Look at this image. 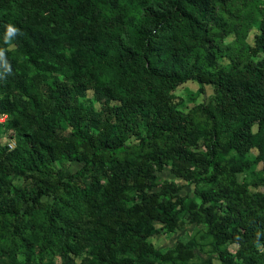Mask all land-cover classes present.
I'll return each instance as SVG.
<instances>
[{"label": "trees", "instance_id": "1", "mask_svg": "<svg viewBox=\"0 0 264 264\" xmlns=\"http://www.w3.org/2000/svg\"><path fill=\"white\" fill-rule=\"evenodd\" d=\"M231 2L0 0V133L17 138L13 150L0 144V228L27 258L37 245L72 264L76 238L89 248L83 264H213L194 260L193 242H149L155 221L174 230L185 211L207 226L221 264H264V194L237 180L247 171L258 184L253 168L264 165V28L257 59L222 64L212 35L231 31ZM8 24L19 31L6 42ZM79 57L94 59L85 73ZM191 79L215 95L183 113L172 91ZM92 86L99 113L80 99ZM167 164L200 202L174 183L151 190ZM15 175L31 184L15 188Z\"/></svg>", "mask_w": 264, "mask_h": 264}, {"label": "rangeland", "instance_id": "2", "mask_svg": "<svg viewBox=\"0 0 264 264\" xmlns=\"http://www.w3.org/2000/svg\"><path fill=\"white\" fill-rule=\"evenodd\" d=\"M140 3L141 0H132ZM151 1V0H149ZM129 3V2H128ZM231 8L233 15L231 16V31L226 35L220 31H214L213 37L216 43L220 47L219 61L222 64L231 62V55L235 54L238 58L257 59L259 54L254 51L256 46V37L261 34L264 28V5L249 4L243 5V0H232ZM76 51L74 50L73 53ZM81 72L85 73L94 64L93 58L79 57L75 59L73 63ZM60 79H65L62 75H59ZM110 73L104 72L101 74H95L93 80L98 85L104 84L109 81ZM50 80V78H48ZM71 83L74 79L68 78ZM174 102L176 107L183 113L189 112L191 109L200 107L202 105L212 104L213 97L215 95L213 88L210 85H202L198 80L191 79L186 83L179 85L172 91ZM117 95L115 99L111 101L114 105L117 103ZM81 102L87 109H90L93 113H99L101 105L96 98V87H89L84 93L81 94ZM4 116V115H3ZM7 119V115L1 120L4 122ZM84 122V121H83ZM66 131L69 133L70 129L68 124L65 123ZM142 133L145 134L143 126L140 127ZM65 131V132H66ZM17 144L16 137H10V130L2 127L0 133V144L7 145L9 150H13L9 147V143L13 140ZM139 142L137 136H132L128 144H134ZM197 151L203 149L202 142L198 141L197 145L193 147ZM256 154V151L254 152ZM70 162H68L69 164ZM67 164V163H65ZM55 169H59L62 165L60 162L54 164ZM76 165V164H74ZM256 170L259 182H255L253 175L247 171L239 172L237 174V180L246 184L253 190L264 194V165L263 160L258 161L257 165L253 168ZM158 182L156 187L151 190H160L163 185H169L174 183L180 187V193L182 195H188L193 197L197 202H200V198L195 194V183L177 177L171 170V165L167 164L162 171H158ZM13 186L15 188H21L29 186L31 184V178H26L22 175H15L11 177ZM204 184V183H203ZM128 192L131 196L136 197L137 192L134 186L128 188ZM157 229L156 233L149 238L151 245L160 251H166L169 248L175 247L179 242L190 243L193 242L194 260H205L209 257L212 258L213 264H221L218 254L212 249L210 240L205 236L207 226L202 223L190 222L185 211L178 214L177 227L174 230L167 229L163 223L159 221L154 222ZM76 244L74 252L69 251L68 256L73 260L72 264H83V260L89 258V248L83 240H73ZM12 239H10L6 229L0 228V264H66L65 258L57 250L53 256L43 255L40 253L37 245L30 248L32 253L30 259L24 252V249H20L19 246L13 247ZM14 248V249H13ZM232 253H235L237 247L235 245L228 246Z\"/></svg>", "mask_w": 264, "mask_h": 264}, {"label": "clouds", "instance_id": "3", "mask_svg": "<svg viewBox=\"0 0 264 264\" xmlns=\"http://www.w3.org/2000/svg\"><path fill=\"white\" fill-rule=\"evenodd\" d=\"M18 31H19V29H17L14 25L8 24L6 36H5L6 42L10 41L18 33ZM0 52H2V50H0Z\"/></svg>", "mask_w": 264, "mask_h": 264}, {"label": "built area", "instance_id": "4", "mask_svg": "<svg viewBox=\"0 0 264 264\" xmlns=\"http://www.w3.org/2000/svg\"><path fill=\"white\" fill-rule=\"evenodd\" d=\"M4 116H5V115H4ZM4 116H1L0 121L3 119ZM15 146H16V142H15L14 139H13V140H11V142L9 143V147H10L11 149H13Z\"/></svg>", "mask_w": 264, "mask_h": 264}]
</instances>
